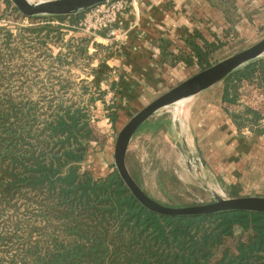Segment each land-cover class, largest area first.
<instances>
[{"label": "trees", "instance_id": "obj_1", "mask_svg": "<svg viewBox=\"0 0 264 264\" xmlns=\"http://www.w3.org/2000/svg\"><path fill=\"white\" fill-rule=\"evenodd\" d=\"M9 14L27 18L12 0H0V20ZM26 33L41 52L52 35L64 34L43 25L21 30L17 41L0 25V264H264V213L160 215L136 199L115 168L100 178L83 170L95 139L92 109L105 91L84 85L81 101L68 102L54 92L36 97L3 88L13 78L5 71L10 58L21 56ZM184 43L174 54L173 43L162 40L160 63L197 64L203 71L221 48L197 30ZM81 45L77 53L84 51ZM223 82L222 103L234 124L255 131L264 119L260 111L247 107L234 114L228 105L239 103L245 83L264 91V58ZM105 110L116 124L118 107ZM238 229L245 236L231 246Z\"/></svg>", "mask_w": 264, "mask_h": 264}, {"label": "rangeland", "instance_id": "obj_2", "mask_svg": "<svg viewBox=\"0 0 264 264\" xmlns=\"http://www.w3.org/2000/svg\"><path fill=\"white\" fill-rule=\"evenodd\" d=\"M205 1L220 12V17L214 21L209 17L196 21L198 28L194 31H199L211 42L221 44L212 57V64L224 61L264 39V0ZM87 13L78 22L74 17H35L32 21L17 14H9L0 20V25L17 34L14 35L17 41L20 40L21 30L30 27L52 25L64 32L63 35H52L48 47L42 52L38 51L40 48L35 46L31 35L26 33L20 49L21 56L10 58V66L5 71L13 78L3 84V88L8 87L15 93L33 92L36 97L54 92L68 102L81 101L79 97L84 85L93 91L95 86L105 91L103 101H98L92 109L95 139L90 142L87 158L81 163L83 170H90L96 178H100L115 168V145L122 128L144 107L175 86L170 87L160 80L164 76V67L160 64L156 68L159 71L158 94L128 91L131 88L120 93L118 69L111 65L127 34L126 30L122 25L118 26L121 30L119 39L108 38L107 33L94 35L87 32L80 26ZM44 18L53 21L48 22ZM184 38L170 47L174 54L186 48ZM78 45L84 49L83 52L77 53ZM11 48L18 47L13 44ZM104 65L106 68H103ZM169 68L176 69V66ZM184 72L187 74L186 79L182 78L185 81L201 70L195 64ZM17 76L22 77L24 82H20ZM176 82L179 85L183 81ZM224 87L223 81L218 83L187 107L190 108L185 134L175 121V111L171 108L151 117L133 137L127 167L140 187L157 202L169 207L211 204L215 199L208 192V186L233 198L264 197V119L255 131L250 125H244L239 130L223 106ZM238 94L239 103L228 105L231 113L243 114L250 107L264 115L262 89L245 83ZM87 101L88 96L83 102ZM109 106L118 107L116 124L105 110ZM188 160L194 163L206 186L190 171ZM244 236L238 229L236 238L229 245L234 246Z\"/></svg>", "mask_w": 264, "mask_h": 264}, {"label": "water", "instance_id": "obj_3", "mask_svg": "<svg viewBox=\"0 0 264 264\" xmlns=\"http://www.w3.org/2000/svg\"><path fill=\"white\" fill-rule=\"evenodd\" d=\"M115 0H12L20 13L27 18L35 17H76L87 13L97 6ZM264 58V39L250 48L221 61L193 77L183 81L159 98L144 107L120 131L115 145V169L136 199L147 209L160 215L171 217H190L213 215L223 212L241 211L264 213V197L233 198L208 186V192L215 199L214 203L191 206L169 207L151 198L136 182L127 167V155L130 143L137 131L151 117L162 110L175 111V121L179 123L182 133L188 130V114L194 99L224 81L233 73ZM179 103H182L181 105ZM181 108L182 112H179ZM186 141V139H185ZM187 142V141H186ZM204 165V162L202 163ZM190 171L206 186L199 176L194 163L188 160Z\"/></svg>", "mask_w": 264, "mask_h": 264}, {"label": "crops", "instance_id": "obj_4", "mask_svg": "<svg viewBox=\"0 0 264 264\" xmlns=\"http://www.w3.org/2000/svg\"><path fill=\"white\" fill-rule=\"evenodd\" d=\"M219 13L205 0H137L121 16V25L127 34L111 65L118 69L120 93L131 88L128 91L158 94L159 71L156 68L161 64L160 42L169 40L174 47L198 28L196 21L205 17L214 21L220 17ZM163 67L164 76L160 80L170 87L178 85L176 81H184L182 78L187 75L184 70L190 68L183 63L178 64L176 69H168V64H163ZM163 73L160 71V74Z\"/></svg>", "mask_w": 264, "mask_h": 264}, {"label": "built area", "instance_id": "obj_5", "mask_svg": "<svg viewBox=\"0 0 264 264\" xmlns=\"http://www.w3.org/2000/svg\"><path fill=\"white\" fill-rule=\"evenodd\" d=\"M137 0H115L90 10L80 26L94 35L107 33L108 38L119 39L121 16Z\"/></svg>", "mask_w": 264, "mask_h": 264}, {"label": "bare ground", "instance_id": "obj_6", "mask_svg": "<svg viewBox=\"0 0 264 264\" xmlns=\"http://www.w3.org/2000/svg\"><path fill=\"white\" fill-rule=\"evenodd\" d=\"M30 1H33V0H30ZM179 104L181 105L182 103H179ZM179 110H180V113H181L182 112L181 108Z\"/></svg>", "mask_w": 264, "mask_h": 264}]
</instances>
